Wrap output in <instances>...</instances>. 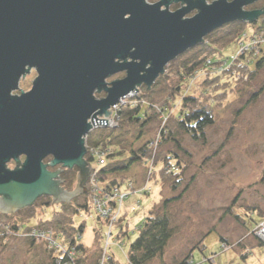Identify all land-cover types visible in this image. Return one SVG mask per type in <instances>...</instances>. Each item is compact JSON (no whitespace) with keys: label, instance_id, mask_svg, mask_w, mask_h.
I'll return each mask as SVG.
<instances>
[{"label":"water","instance_id":"95a60500","mask_svg":"<svg viewBox=\"0 0 264 264\" xmlns=\"http://www.w3.org/2000/svg\"><path fill=\"white\" fill-rule=\"evenodd\" d=\"M257 1L0 0V214L42 196L58 204L85 194L94 169L84 160V138L95 121L108 125L98 118L141 86L150 89L213 31L257 22L264 12L245 9ZM172 3L182 6L170 11ZM32 69L31 89L13 95ZM73 168L78 185L68 192L61 169Z\"/></svg>","mask_w":264,"mask_h":264},{"label":"rangeland","instance_id":"374dc122","mask_svg":"<svg viewBox=\"0 0 264 264\" xmlns=\"http://www.w3.org/2000/svg\"><path fill=\"white\" fill-rule=\"evenodd\" d=\"M158 1L146 0L150 4ZM212 1L208 0V3ZM178 8L179 5L169 6L170 11ZM195 13V11L191 12L186 17H192ZM261 21H263L262 17L253 24H246L245 31L255 30L254 26L260 25ZM221 35L223 32L215 34L212 38ZM194 48L178 56V59L169 66L166 75L150 89L140 88L143 98L138 101L148 104L141 108V115L146 113L150 119L142 131L137 125L133 126L134 124H120L119 129H95L88 135L91 142L112 141L113 144L109 148H120L125 156L130 150L137 151L145 146H148L150 154L155 149L154 174L151 176L147 190L138 192L145 185L147 159L131 165L123 177L117 176L134 182V191H131L124 206L130 211L132 207L136 208L134 212H130L129 221H123L122 214L113 227L114 237L110 240L107 254L114 258L116 264H127L130 243L137 237V229L147 213L151 210L161 211L162 202L178 195L192 176L193 182L188 191L179 201L169 204L166 208L175 235L169 241L162 260L155 259L150 264H177L195 246H200L202 250L199 248L192 250L194 264H264V247L260 246L251 234L253 224L245 216L246 213L252 212V219L264 217V65L256 68L254 64L261 57L264 58V47L251 61L250 68L252 71L256 70V73L243 83L238 81L234 87H231L232 89L224 86L226 92L222 100L213 96L215 93L206 85V81H214L213 86L219 85L227 80L225 77L227 74L218 76L219 79L216 81L212 76L198 77L191 88L188 86L190 75L179 77L182 74L179 65L195 54ZM236 50L237 42L220 51V54L215 53L210 57L212 60L231 57ZM123 77L124 73L115 74L109 77L107 82ZM35 78L36 72L32 69L20 80L18 90L12 94L19 95L21 91H29ZM178 85L180 88L177 91ZM260 88H263V91L252 100L253 95ZM222 91L219 89V92ZM201 94L208 96V101H215L211 104L214 124L206 129L204 144L192 141L188 135L177 130L175 120L181 108V99L187 95L198 97ZM104 96V92L95 93L96 98ZM149 104L156 106L157 109ZM165 130L173 131V138L182 149H177L173 140H163ZM117 137L120 138L118 139L120 143ZM151 143H153L152 147ZM22 161L23 158H20V162ZM171 165L178 169H172ZM90 166L94 169L96 162L93 161ZM8 167L13 169L15 165L10 162ZM61 170L60 180L65 181V187L63 185L60 187L73 192L77 185L78 169ZM171 174L178 176H167ZM176 179H179V182H175ZM237 195L238 199L232 207L231 202ZM85 199L86 194H77L69 203L54 204L51 197L44 196L35 204L34 212L22 209L12 215H0V220L8 224H16L15 222L18 221L22 223L17 222L18 225L28 229L33 226L50 228L56 234L57 227L52 223L53 221L46 226L37 225L53 220L57 216L54 213H70V206L75 210L78 205L85 202ZM46 202L49 206L43 205ZM229 206L232 208L230 213L227 210ZM32 212L34 216L30 218ZM80 212L72 213L69 219L75 227L84 224V232L79 241L87 250L89 263L95 264L105 247L107 226L103 221L98 220L93 212L90 215L85 210ZM235 215L246 219V225L243 224L242 219H236ZM120 225L127 226H125L127 235L121 234L117 238L115 235ZM56 236L62 242L61 237L58 234ZM221 239L232 248L224 249ZM79 241L77 239L78 243ZM45 249L42 241H28L21 237L6 242L0 239V264H52L51 256Z\"/></svg>","mask_w":264,"mask_h":264},{"label":"trees","instance_id":"16d2710c","mask_svg":"<svg viewBox=\"0 0 264 264\" xmlns=\"http://www.w3.org/2000/svg\"><path fill=\"white\" fill-rule=\"evenodd\" d=\"M254 27L255 29L264 28V20L261 21L260 25H255ZM245 28H246V23L234 22L227 24L222 28L217 29L212 33H210L209 35H207L204 38L203 43L193 49L196 50L195 54H192L190 57L186 58L179 65L182 73L179 75V77L182 78L185 77L184 75L192 74L195 70L203 67L206 58H211L210 55H213L215 53L220 54V51L226 49L227 47L232 45V43H236L240 37V34L243 31H245ZM219 32H223V35H221L218 38H212V36H215V34ZM206 53L209 55H207ZM261 58L259 61L254 63L256 68L257 67L260 68L261 66L264 65V58L262 59ZM177 59L178 57L165 67L164 74L157 78L153 86L158 82L160 78L166 75L169 66L172 63H174ZM250 67H251V62L250 63L238 62L237 64H235L233 70L236 76L232 75V72H230L227 73V75L225 76L227 80L221 82V84H219L220 86L219 85L213 86L212 84H214V81L212 82L210 81L211 83L209 81H206V85L210 86V88L212 89L211 91L215 93L213 95L214 97H218L217 98L218 100H222L225 98L224 92H226V87L224 88V86H228V88L232 89L231 87H234V84L238 83V81L243 83L245 82L246 79H248L249 77L253 76L256 73V70L252 71ZM217 79H219L218 76L213 77V80L216 81ZM140 88L147 89L145 86H141ZM179 88L180 85L176 87L177 91L179 90ZM219 89L223 91L219 92ZM262 91L263 88H260L259 91L253 95L252 100L254 99V97H257ZM172 96L173 97L175 96L174 93H172ZM203 96H204L203 94L199 95L198 97H194L192 95L184 96L180 101L181 108L180 111L178 112V115L175 117V120H176L177 130L184 133L185 135H188L192 141L196 143L204 144L206 142V129L214 124V117L212 114L211 104L215 103V101L214 100L208 101V96L207 97L206 96L203 97ZM141 98H143L142 93H140V95L138 96L139 100H141ZM140 104L141 103H138L135 107H131L129 105L125 106L120 112L117 126L110 130L119 129L120 124H124V125L134 124L133 126L137 125L138 127L141 128L142 131L143 128H145L146 124L148 123L149 116L146 113H143L141 115V108L143 106ZM165 133L166 134L163 140H168V139L173 140L176 143L177 149L179 150L182 149V147L177 142V140L173 138L174 133L172 130L171 131L165 130ZM119 137H117V140L120 139ZM118 141L120 143V140ZM112 144H113L112 141L105 142L102 140L98 142H91L89 136H87L86 145L88 151L86 153L85 160L90 165L93 161H95L94 158H92L89 154V148L100 147L102 150L106 151L107 152L106 161L105 164L99 168L98 177L103 182L109 183L111 185H117V184H121L124 180H126L125 178L124 179L118 178L117 177L118 175H122L123 177V174L129 170L131 165L143 161V159H148L151 154H150V150L147 148L148 146H145V148H139L137 151L130 150L129 152H127L125 156L124 151L120 150V148L118 149L109 148V146H111ZM12 163L15 165V167L17 166L16 163L14 162ZM167 176L168 177L178 176V174H171ZM175 182H179V179H176ZM192 182H193V176L190 178V180L187 182V184L183 187V189L180 191L178 195L171 198H167L162 202L161 211L158 212L151 210L147 213L146 218L139 225L137 229L138 232L137 237L134 239L133 242L130 243L127 254V264H150L155 259L162 260L165 253V249L169 244V241L175 235V230H173L171 226L170 216L168 215L166 208L168 207L169 204L175 201H179L183 197V195L188 191ZM173 188H175V185H173ZM85 194H86L85 202L78 205L75 208V210L74 208H72V206H70L71 208L70 213L68 214L67 213L65 214L64 212L54 213V215L57 216L53 218V220L52 219L47 220L45 222H42L43 223L42 225H37V226H46L53 221L52 223L56 224L57 227L55 232L61 237L62 242L69 246L77 245L78 249L81 251L80 258L78 259V264H90L87 257V250L84 248V246L80 241L79 243L77 242L78 237L82 235L85 227L84 224L75 227L70 221L69 217L72 213L80 212L82 210H85L86 212H88V214L91 213V205L88 197V192H86ZM43 197L44 196L38 198L32 206L24 208V211L33 210L34 212L33 208L35 204L39 200L43 199ZM237 199H238V195L235 196V198L232 200L231 202L232 207L235 205ZM43 205L49 206L48 202L44 203ZM48 206H46V208ZM230 206L227 208L229 213L232 210ZM33 212L30 214V218L34 216ZM251 213L252 212H249V214L246 213L245 216L250 219V221L253 224L252 227L254 228V226L257 225V223H259L260 221H262L264 217L261 216L258 219H252ZM235 218L242 219L238 215H235ZM242 220H243V224L246 225L245 223L246 219H242ZM17 222L18 221H16L15 223L17 224ZM125 226H121L119 228L116 236L117 238H119L121 234L127 235V230ZM221 241L223 240L221 239ZM221 243H226V241L224 240ZM258 244L263 247V245L259 241ZM194 248L200 249V246H195ZM194 248L192 250H194ZM192 250L187 256H185V258L182 261H180L177 264H186L187 261L192 258ZM200 250H202V248ZM98 260L99 259H96L95 264H98ZM107 264H116L114 258L110 257Z\"/></svg>","mask_w":264,"mask_h":264},{"label":"built area","instance_id":"2783aa9c","mask_svg":"<svg viewBox=\"0 0 264 264\" xmlns=\"http://www.w3.org/2000/svg\"><path fill=\"white\" fill-rule=\"evenodd\" d=\"M264 47V28L255 29L251 32L243 31L237 41V50L231 57H222L217 60H212L211 58H206L203 67L195 70L189 76V87L191 88L198 77L207 78L209 76H223L227 73H234V66L238 62L250 63L253 58L260 54V51ZM189 88L187 87V91ZM140 95V90L137 92H131L127 96L121 98L118 104L112 106L108 112H113V115H109L107 118L99 117L98 120H107L108 125H98L97 120L96 125L92 126V130L95 129H113L117 126L119 120V114L121 110L129 105L135 107L139 101L138 96ZM140 105H148L144 101H140ZM152 108H156L154 105H150ZM166 118L164 119V121ZM91 122V121H89ZM85 147L87 149L86 141L87 136L84 138ZM158 142V141H157ZM153 143H151V147ZM156 146V144H155ZM154 151L151 153L150 157L147 159L148 167L146 171L145 185L138 192L141 193L147 190L150 184L151 176L154 174ZM89 154L94 158L96 162V167L92 175L87 181V192L91 205V212H93L96 217L105 223L107 226L106 240L104 250L100 253L98 264H107L110 256L107 254V249L110 248V240L113 239V227L116 225L123 214L124 203L126 199L130 196L131 191H134L135 185L131 180H124L121 184L111 185L109 183L103 182L98 177L99 168L105 164L107 152L102 150L100 147L89 148ZM172 169L177 170L178 168L171 165ZM136 207H132L131 210L134 211ZM82 214V213H81ZM1 215V214H0ZM2 216V215H1ZM83 217V215H82ZM251 234L263 245L264 247V220L257 223L254 226ZM117 236V234L115 235ZM22 238L23 240L30 241H42L46 247L47 253L51 256L53 264H78V259L80 258L81 251L78 249L77 245H65L61 242L59 237L56 236L54 231L46 227H31L30 229L24 228L18 224H8L3 220H0V239L6 242L7 240H12L16 238ZM81 236L78 237V241ZM78 244V243H77ZM224 249L232 248L228 243H222ZM186 264H194L192 258L187 261Z\"/></svg>","mask_w":264,"mask_h":264},{"label":"flooded vegetation","instance_id":"af4514ba","mask_svg":"<svg viewBox=\"0 0 264 264\" xmlns=\"http://www.w3.org/2000/svg\"><path fill=\"white\" fill-rule=\"evenodd\" d=\"M171 5H179V8L182 6L181 4H175V3H172ZM170 5V6H171ZM246 10H261L264 12V0H259L255 3H253L252 5L248 6L247 8H245ZM264 20V14L261 16ZM57 169V168H54V170ZM62 181V184L61 185H65V181L61 180ZM78 185V184H77ZM65 187V186H64ZM85 188H87V183L85 185ZM66 191V189H65Z\"/></svg>","mask_w":264,"mask_h":264},{"label":"crops","instance_id":"0c3cea01","mask_svg":"<svg viewBox=\"0 0 264 264\" xmlns=\"http://www.w3.org/2000/svg\"><path fill=\"white\" fill-rule=\"evenodd\" d=\"M127 180H129V179H127ZM131 196H133V197H137V196H135V195H131ZM129 197H130V196H129ZM127 199H128V198H127ZM127 199H126V200H127ZM125 202H126V201H125ZM131 205H132V204H131ZM125 207H126V208H125V210L123 211V217H124V218H123L122 220H123V221H129V220H128L129 214H131L130 212H134V211H130L129 208H128L127 206H125ZM136 211H137V210H136ZM90 214H91V213H90ZM90 214H89V215H90ZM97 219H98V218H97ZM98 220H99V219H98ZM121 226H122V225H120V227H121ZM117 232H118V231H117ZM82 234H83V233H82ZM81 236H82V235H81Z\"/></svg>","mask_w":264,"mask_h":264}]
</instances>
